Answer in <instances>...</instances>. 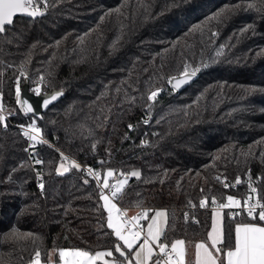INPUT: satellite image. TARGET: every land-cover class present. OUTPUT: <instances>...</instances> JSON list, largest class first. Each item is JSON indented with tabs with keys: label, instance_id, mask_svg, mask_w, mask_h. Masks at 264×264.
<instances>
[{
	"label": "trees",
	"instance_id": "obj_1",
	"mask_svg": "<svg viewBox=\"0 0 264 264\" xmlns=\"http://www.w3.org/2000/svg\"><path fill=\"white\" fill-rule=\"evenodd\" d=\"M237 3L243 9L208 20ZM46 11L18 15L0 33L1 104L48 136L35 149L44 161L37 165L16 126L0 122V264H29L36 250L46 264L50 249L96 252L118 242L95 181L80 169L56 172L62 151L118 176L139 170L117 203L132 214L164 208L161 242L184 239L191 264L194 244L207 240L211 197L242 193L248 179L264 196V0H48ZM248 25L254 31L243 32ZM185 63L199 76L174 90L168 79ZM22 71L21 88L28 81L32 90L42 76V92H64L41 119L16 103ZM237 176L241 184L223 187ZM224 214L225 227L248 220ZM13 229L18 239L9 237Z\"/></svg>",
	"mask_w": 264,
	"mask_h": 264
},
{
	"label": "snow or ice",
	"instance_id": "obj_2",
	"mask_svg": "<svg viewBox=\"0 0 264 264\" xmlns=\"http://www.w3.org/2000/svg\"><path fill=\"white\" fill-rule=\"evenodd\" d=\"M121 7L112 9L107 15H111L112 12L120 13ZM243 7L244 5L240 3L231 7H225L217 14L210 16L208 20H219L226 13H235L243 9ZM17 14L36 18L44 15V11L37 6V0H0V33H5L6 26L14 24V17ZM193 30H202V27L198 24L194 26ZM249 30L254 31V25H248L243 32H248ZM215 35L213 33V36ZM204 66L207 67V65ZM183 69V72L180 73V78L171 77L168 79V83L172 84L174 90L187 84L201 70L199 67L191 68L187 63L183 65ZM21 77L26 78V74L23 71L15 81L16 103L20 105L26 114L33 113L35 115L36 109L33 104L29 103L27 99H22ZM43 81L44 78L41 76L38 86L32 89L33 93L38 97L44 96L39 86ZM173 81L175 82L173 83ZM162 90L158 88L155 91H151L148 95V100L155 102ZM246 91H255V89ZM61 94V92H56L50 95V97L44 96L42 101L43 107L47 108ZM151 107L152 105L150 104L149 108ZM2 112L3 105L0 104V113ZM4 121L5 117L0 114V122ZM143 122L147 124L149 121L144 120ZM21 127L24 128V126ZM132 127V125H129V128ZM40 134L41 129L36 125L35 121L28 124L23 131V135L33 142L29 146L30 148L34 147L35 144L47 143L40 138ZM260 143H264V140L260 141ZM25 151H28V149H25ZM60 158L61 163L55 169L58 174L68 172L69 167L75 169L81 168V165L74 160L70 161L69 166H65L64 161H68L69 158L62 152L60 153ZM43 163V160L35 159V164L41 165ZM103 163L101 161V164ZM86 171L89 176L97 181L100 188V200L103 201L102 207L107 211L106 226L112 230V234L117 238L118 242L114 245V249L96 251L95 253L80 248H61L58 251L53 249L51 252L44 254L46 264H97L98 261H102L103 264H150V262L152 264H187L188 245H186L184 239L173 240L170 245L167 242H161V237L164 235L162 224L167 223L166 211L157 210L154 212V215L149 217L150 210H145L129 219L128 213L122 211L113 202V200L121 197L125 187L129 186V180L132 177H135L137 180L141 178L139 170H133L130 173L121 172L120 176L123 177L122 179L111 168L107 169L103 176L100 171L92 168H87ZM37 175L39 176L40 174L37 173ZM111 179H115L116 182L110 183ZM217 179L219 180L220 178L217 177ZM226 180L227 177L224 178L223 187L225 189L233 187ZM84 183L87 184L88 180H85ZM241 183V178L237 176L235 184L239 185ZM39 187L43 189L44 184L40 183ZM248 187L250 194L244 198L243 203L232 195L226 197V203H218L215 197H211V203L216 205L217 209H240V212L231 213L229 217L231 221L235 222L237 217L242 214L248 220L247 222L234 223V227L230 225L225 227V214H222L219 210L213 211L211 230L207 232V242L200 241L194 244V260L192 264H264V202H262L264 201V196L256 198L255 203H253L252 194L257 193V188L253 187L251 182H249ZM105 190H107V193ZM201 191L203 192V189ZM208 199V197L201 199L199 207H207ZM189 204L191 207H195L191 202ZM185 219H188L187 213H185ZM141 220L147 221L146 229ZM194 222L199 223V221L195 220ZM19 235L13 229L9 237L11 239H18ZM141 239L142 243L140 242ZM114 252L123 257V261L117 259L114 256ZM106 257L112 259H106ZM29 264H42V254L39 250L35 251L34 257L30 260Z\"/></svg>",
	"mask_w": 264,
	"mask_h": 264
},
{
	"label": "built area",
	"instance_id": "obj_3",
	"mask_svg": "<svg viewBox=\"0 0 264 264\" xmlns=\"http://www.w3.org/2000/svg\"><path fill=\"white\" fill-rule=\"evenodd\" d=\"M45 4H46V8H47V6H48V0H37V6L40 7L42 11H43V10H46V8H45ZM0 104H1V101H0ZM0 114H2V115L5 117L4 125L12 124V125H15L16 128L18 129L19 134L21 135V137H22V138L24 139V141H25V147H24V149H28V151H26L27 155H28L29 157H30V156H33V157H34V160H33L34 162H35V159H41V160H42L41 157H38L37 155L34 154L35 149L37 148V146H38L39 144H35L34 147L30 148L29 146H30L31 144H33V142L30 141L27 137H25V136L23 135V131L25 130V128L27 127V125L30 124V123H32V122L35 121V120H31V121H29V122H25V123H17V122H15L14 120H12V117H11L10 113L6 110L5 107H3V112L0 113ZM148 119H149V118H145V120H148ZM35 123H36V125L41 129L40 138H41L42 140L48 142V136H47V134H46L45 132H43V130H42V126H41L37 121H35ZM21 126H24V128H22ZM62 153H64V155L67 156V157L69 158V161L74 160V161H76V163L80 164V165H81V168H80L81 173H82L85 177L92 178V179L95 181V183L97 184V181H96L93 177L89 176V175L87 174V171H86L87 168H92V169H94V170H97V171H100V172H101V170H100L97 166H95V165H93V164L83 163V162H81L80 160H78L76 157H74V156H72V155H70V154H67V153H65V152H63V151H62ZM246 172H249V169H247ZM102 176H103V175H102ZM117 176H118V175H117ZM235 180H236V179H232V180L227 179L226 182L229 183L230 185H233V187H236L237 185L235 184ZM115 182H116L115 179H111V180H110V183H115ZM224 182H225V181H224V178H223V180H222V184H223ZM249 182H251V184H252L253 187H256V188H257V193L252 194V196H253V201H252V202L255 203V199L258 198V186H257V184H256L253 180L248 179V180L245 182V191L242 192V193H238V194H234V195H232V196L236 197L237 199H240L242 203H243L244 198H246V197L250 194V189H249V187H248ZM97 186H98V184H97ZM98 188H99V187H98ZM99 191H100V188H99ZM105 192L107 193V190H105ZM115 201H116V199H115ZM116 202H117V201H116ZM226 202H227V201H226V199H225V200H223V201L220 202V203H226ZM262 202H263V201H262ZM117 207L120 208L122 211H126V212L128 213V218H129V219H130L132 216L136 215L137 213H142V212H143V211H142V212H137V213H135V214H132V213H131V210H130L129 207L123 206V205H121V204H118ZM214 207H216V206H214ZM214 207H213V208H214ZM223 210H224V211H227L229 214L233 213L234 211H240V209H238V208H233V209H231V210H229V209H223ZM141 223H142V224L144 225V227H145V225H146V221L141 220ZM141 241H142V239H141Z\"/></svg>",
	"mask_w": 264,
	"mask_h": 264
},
{
	"label": "water",
	"instance_id": "obj_4",
	"mask_svg": "<svg viewBox=\"0 0 264 264\" xmlns=\"http://www.w3.org/2000/svg\"><path fill=\"white\" fill-rule=\"evenodd\" d=\"M44 11V14H46V10H43ZM18 15H22V14H17L16 16ZM15 16V17H16ZM27 16V15H25ZM14 17V18H15ZM199 76V72H197V75L195 77L192 78L191 81H189L187 84L183 85L181 88L177 89V91L181 90L182 88L186 87L188 84H190L192 81H194L197 77ZM172 77H175V78H180V74L178 75H174ZM175 81H173L174 83ZM172 86V84H170ZM173 87V86H172ZM22 99H27L29 101V103L33 104L34 108L36 109V114L34 115L33 113H27V115H33L39 119L42 118V114L43 112L51 105L53 104L54 102H56L58 99H60L64 92L63 90H60V89H54V90H51V91H48V92H42L44 94V96H49L50 95H53L55 94L56 92H61L62 94L60 96H58V98L55 100V101H52V103L47 107V108H44L43 105H42V101H43V98L44 96H36L33 91L29 88V85H28V81H25V83L23 84L22 88ZM25 113V112H24ZM26 114V113H25Z\"/></svg>",
	"mask_w": 264,
	"mask_h": 264
},
{
	"label": "rangeland",
	"instance_id": "obj_5",
	"mask_svg": "<svg viewBox=\"0 0 264 264\" xmlns=\"http://www.w3.org/2000/svg\"><path fill=\"white\" fill-rule=\"evenodd\" d=\"M61 163V160L59 161V163H58V165H57V167L59 166V164ZM64 163H65V166H69V164H70V161L68 160V161H64ZM106 171H107V169L106 170H104L103 172L101 171V174L103 175V174H105L106 173ZM116 175H117V173H116ZM119 178H123L122 176H118ZM114 202V201H113ZM157 210H163V211H165V209L164 208H162V207H159V208H156L154 211H153V213L151 214V215H149V217H151L152 215H154V212L155 211H157ZM164 226H165V224H162V227L164 228ZM146 227H147V224H146ZM141 243H142V241H140ZM62 248H64V247H62ZM59 249H61V248H58L57 250H59ZM105 250H109L108 248H105V249H100V250H98V251H105ZM92 253H95V252H92ZM106 259H112V258H110V257H106ZM100 262H102V261H100ZM103 263V262H102Z\"/></svg>",
	"mask_w": 264,
	"mask_h": 264
},
{
	"label": "crops",
	"instance_id": "obj_6",
	"mask_svg": "<svg viewBox=\"0 0 264 264\" xmlns=\"http://www.w3.org/2000/svg\"><path fill=\"white\" fill-rule=\"evenodd\" d=\"M114 201V203H116L117 205H118V203L115 201V200H113ZM103 202V201H102ZM215 210H219V211H221V213L222 214H224V210L223 209H217V206L216 207H214L213 209H212V214H213V211H215ZM212 221V220H211ZM146 224H147V221H146ZM145 229H146V225H145ZM211 230V225H210V228H209V230L208 231H210ZM200 241H206L207 242V240H199V241H197V242H200ZM67 248H69V247H67ZM53 249H50V251L49 252H51ZM57 250V249H56ZM58 251V250H57ZM157 251H158V249H157ZM188 255H189V253H188ZM192 255H193V259H192V262H193V260H194V248H193V252H192ZM154 259H155V257H154ZM186 261H187V264H190V262H189V256H187L186 257ZM151 263V262H150ZM192 264V263H191Z\"/></svg>",
	"mask_w": 264,
	"mask_h": 264
}]
</instances>
